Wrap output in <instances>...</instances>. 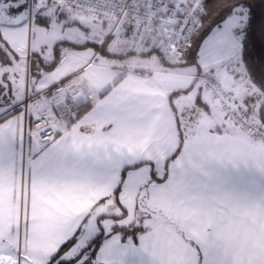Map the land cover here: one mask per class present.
I'll list each match as a JSON object with an SVG mask.
<instances>
[{
  "label": "snow or ice",
  "instance_id": "obj_1",
  "mask_svg": "<svg viewBox=\"0 0 264 264\" xmlns=\"http://www.w3.org/2000/svg\"><path fill=\"white\" fill-rule=\"evenodd\" d=\"M0 264H264V0H0Z\"/></svg>",
  "mask_w": 264,
  "mask_h": 264
}]
</instances>
